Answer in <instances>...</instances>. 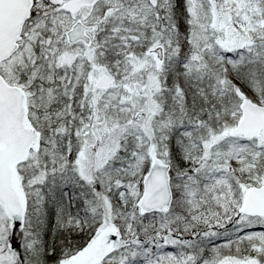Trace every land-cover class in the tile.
Instances as JSON below:
<instances>
[{"label": "snow or ice", "instance_id": "1", "mask_svg": "<svg viewBox=\"0 0 264 264\" xmlns=\"http://www.w3.org/2000/svg\"><path fill=\"white\" fill-rule=\"evenodd\" d=\"M0 264H264V0H0Z\"/></svg>", "mask_w": 264, "mask_h": 264}]
</instances>
